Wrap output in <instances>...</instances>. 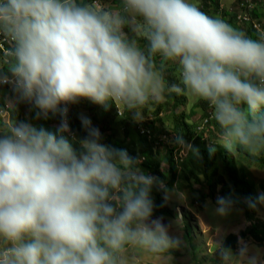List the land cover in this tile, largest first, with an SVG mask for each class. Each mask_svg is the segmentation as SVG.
Here are the masks:
<instances>
[{
  "label": "clouds",
  "instance_id": "9594fccd",
  "mask_svg": "<svg viewBox=\"0 0 264 264\" xmlns=\"http://www.w3.org/2000/svg\"><path fill=\"white\" fill-rule=\"evenodd\" d=\"M5 87L0 264H130V252L159 258L177 243L154 216L159 178L105 143L87 115L79 116L84 135L72 131L70 106L81 101L142 121L183 96L206 105L215 144L253 167L264 159V31L250 35L199 0H0ZM19 103L37 119L58 116L55 131L15 119ZM246 203L264 206V193ZM231 208L218 200L219 214ZM216 251L221 264H264L248 245Z\"/></svg>",
  "mask_w": 264,
  "mask_h": 264
},
{
  "label": "trees",
  "instance_id": "16d2710c",
  "mask_svg": "<svg viewBox=\"0 0 264 264\" xmlns=\"http://www.w3.org/2000/svg\"><path fill=\"white\" fill-rule=\"evenodd\" d=\"M207 2H210V4ZM259 2L264 5V0H260ZM211 6H213L212 9H210ZM200 7L206 13L209 10H212V13L216 14L223 13V18L228 17V22L241 29L239 27L241 24L236 21L234 15L224 9H220L218 0H202ZM252 16L262 21L264 19V12L255 8ZM244 27H246V33L250 35L256 34V31L250 25L245 24ZM171 73L170 71L169 74ZM168 80L172 83L173 76H168ZM6 93L5 90L1 91V106L5 103ZM8 97H12L11 92ZM84 104L91 112L94 110L101 111L102 126L104 127L101 130V134L105 143L127 149L131 155L136 156L140 160L142 170L159 178L160 185L154 186L151 192L155 204L154 216L172 218L175 213L164 204V194L171 192L173 187L177 186L180 182L185 184L193 182L202 185L199 191L200 194L196 198L197 201L202 202L204 199L209 198L215 202L218 197L226 198L232 201L234 207L243 209L245 212L248 225L237 235H226L221 242L223 246L234 250L240 239H250L252 242L259 244L264 243V221L256 219V208H249L246 203L249 197L255 199L256 185L249 178L248 173L250 168L264 170V159L260 160L253 167L252 162L243 154H230L223 147L215 144L214 141L217 133L216 129L212 126L206 105L200 104L203 106V113L198 122L189 121V118L194 115L193 108L190 110L188 116L185 115L183 109H180L179 112L175 111L177 108L185 105V97L183 96L169 97L166 101L155 106L157 111L153 115L154 121L147 120L138 124V121H135L130 113H125L122 116L124 125L123 137L120 139L114 135H108V138L103 135V132L106 130L105 128L109 127L114 122V119L118 117L115 107L105 110L88 101H84ZM26 108L29 110V116H22L21 112L22 110L25 111ZM167 110L171 114L170 117L173 122L171 125L172 131L159 133L162 125L160 124L157 127L155 122L163 124L164 121L158 114ZM36 111L34 107L27 103H19L13 115L15 119L32 122L36 116ZM59 119L58 116L52 117L50 115L48 119L42 118V122L44 124L59 122ZM68 119L72 131L77 136H83L84 132L79 124L76 113L71 110ZM142 129L148 130L149 133L142 134ZM163 134L166 137H170V134H172L171 136L174 138L173 147L166 146L165 148L163 146L165 144V141L162 139ZM162 146L165 148L163 154L161 151ZM182 146L187 152L184 157L177 156L176 153ZM212 148L215 150L211 151ZM162 163L165 164V169L162 168ZM217 187H219L218 191ZM260 190L264 193V186H261ZM182 230L184 231V237L195 250L192 244L191 227L185 222Z\"/></svg>",
  "mask_w": 264,
  "mask_h": 264
},
{
  "label": "rangeland",
  "instance_id": "374dc122",
  "mask_svg": "<svg viewBox=\"0 0 264 264\" xmlns=\"http://www.w3.org/2000/svg\"><path fill=\"white\" fill-rule=\"evenodd\" d=\"M201 1L202 0H199V6H201ZM218 2L221 10L224 9L234 16L236 12L240 11V9L238 8V0H218ZM254 2L256 9H258L259 7L264 9V5L261 4L260 6V2H258V0H254ZM207 3L210 4V2ZM212 8L213 6H211L210 9ZM261 12H264V10H261ZM207 13L214 17L219 16L223 18V13H212V10H209ZM224 19L228 20V17ZM261 22L264 23V19ZM239 27L243 31H245L246 29L243 24L239 25ZM128 32L129 37H133V33L129 29ZM139 43L143 45L144 41L140 40ZM170 71L172 73L168 74V76L172 75V82H176L173 71L171 69L169 70V72ZM4 101L6 103H10L12 101V97H6ZM192 108L194 110V115L189 118V121L198 122L202 117L203 106L195 103L189 98L185 97V105L181 108H177L175 111L179 112L180 109H183L185 115L188 116ZM71 110L76 113L79 124V116L81 113H83L91 118L92 123L100 129V132L104 128L102 126L101 111H89L86 108L84 101H81L78 106H72ZM156 111L157 109L155 107L150 109L149 111H145L144 119L142 121H154L155 118L153 115L156 114ZM21 114L22 116H29V110H27L26 108L25 111L22 110ZM158 115L164 121L163 124H158L157 121L155 122L157 127H159L160 124L162 125V128H160L161 131L159 133L172 131L171 125L173 122L171 121V114L168 112V110L162 113L159 112ZM122 120V116L114 119V122L111 123L109 127L105 128L106 130L105 132H103V135L107 138L108 135H114L117 138L121 139L123 137L124 126ZM142 121H138V124ZM59 122H48L47 124H44L42 122V118L37 119L36 116L32 120V123L34 125H42L46 129L51 131H55ZM171 135L172 134H170V137L167 136L164 140L165 144L163 146L165 148L166 146H174V138ZM163 146L161 148L162 154L165 149ZM176 153L177 156L180 157H184L187 154L186 149L183 146L180 147L179 150L176 151ZM162 168H166L164 163H162ZM248 175L256 185V197L258 194L262 193L260 187L264 186V170L250 168ZM201 187L202 185L193 182L191 184L180 182L177 184V186L173 187V190L171 192L164 194V204L169 209H172L175 215L172 218L162 217L163 222L170 226V235L177 240V243L175 247L171 248L167 253L161 255L159 258L145 255L142 252H130V264H221L220 257L216 251L217 247L221 245V242L226 235H237L241 230H243L248 225V221L246 220L244 210L236 208L233 205L231 210L227 214H219L217 211L218 200L221 199L219 197L215 202L209 198L204 199L202 202L197 201L196 198L200 194L199 191ZM218 189L219 187H217V191ZM255 218L264 221V206L258 205L256 207ZM185 222L191 227L193 236L192 244L195 247V250L190 246V243H188V241L184 237L182 226ZM242 244L248 245L258 250L261 253V260H264V243L259 244L252 242L250 239H240L236 249H234L233 251L235 252Z\"/></svg>",
  "mask_w": 264,
  "mask_h": 264
},
{
  "label": "built area",
  "instance_id": "2783aa9c",
  "mask_svg": "<svg viewBox=\"0 0 264 264\" xmlns=\"http://www.w3.org/2000/svg\"><path fill=\"white\" fill-rule=\"evenodd\" d=\"M238 2H239L238 8L240 9V11L235 13L236 21L239 24H243V25L248 24V25H250L256 31V33L259 32V31H264V27H263L264 23H262L260 20L254 18L252 16V12L255 9L254 0H238ZM3 90H5L7 92L6 93V97H8L9 93L11 92L7 87H5L2 90H0V106H1V91H3ZM5 104H6V102L4 103V105ZM70 111H69V113H70ZM115 111H116V115L118 117H121L118 114L116 108H115ZM204 122H206V121L204 120ZM141 133L145 134V133H149V131L142 129ZM162 139L165 140L166 136L165 135L162 136Z\"/></svg>",
  "mask_w": 264,
  "mask_h": 264
},
{
  "label": "crops",
  "instance_id": "0c3cea01",
  "mask_svg": "<svg viewBox=\"0 0 264 264\" xmlns=\"http://www.w3.org/2000/svg\"><path fill=\"white\" fill-rule=\"evenodd\" d=\"M255 1H257V0H255ZM259 1H260V0H258V2H259ZM260 6H261V4H260ZM258 9H259V10H260V9H261V10H264V9H262L261 7H259Z\"/></svg>",
  "mask_w": 264,
  "mask_h": 264
}]
</instances>
